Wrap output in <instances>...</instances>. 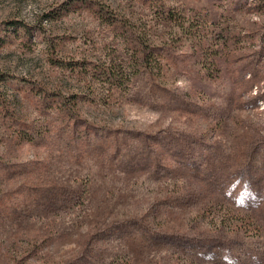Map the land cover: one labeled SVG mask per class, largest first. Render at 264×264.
I'll return each mask as SVG.
<instances>
[{
  "label": "rangeland",
  "instance_id": "obj_1",
  "mask_svg": "<svg viewBox=\"0 0 264 264\" xmlns=\"http://www.w3.org/2000/svg\"><path fill=\"white\" fill-rule=\"evenodd\" d=\"M0 264H264V0H0Z\"/></svg>",
  "mask_w": 264,
  "mask_h": 264
},
{
  "label": "trees",
  "instance_id": "obj_2",
  "mask_svg": "<svg viewBox=\"0 0 264 264\" xmlns=\"http://www.w3.org/2000/svg\"><path fill=\"white\" fill-rule=\"evenodd\" d=\"M213 178H215V175H214V173H213Z\"/></svg>",
  "mask_w": 264,
  "mask_h": 264
}]
</instances>
